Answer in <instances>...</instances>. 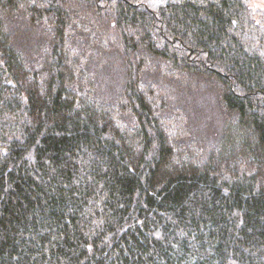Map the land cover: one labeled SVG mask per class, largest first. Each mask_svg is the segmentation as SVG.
Masks as SVG:
<instances>
[{
  "label": "trees",
  "instance_id": "1",
  "mask_svg": "<svg viewBox=\"0 0 264 264\" xmlns=\"http://www.w3.org/2000/svg\"><path fill=\"white\" fill-rule=\"evenodd\" d=\"M0 264H264V12L0 0Z\"/></svg>",
  "mask_w": 264,
  "mask_h": 264
},
{
  "label": "rangeland",
  "instance_id": "2",
  "mask_svg": "<svg viewBox=\"0 0 264 264\" xmlns=\"http://www.w3.org/2000/svg\"><path fill=\"white\" fill-rule=\"evenodd\" d=\"M251 4L255 8H259L264 12V0H251Z\"/></svg>",
  "mask_w": 264,
  "mask_h": 264
}]
</instances>
